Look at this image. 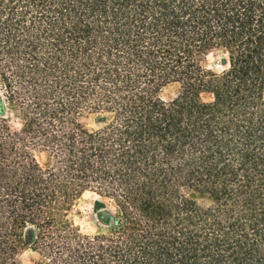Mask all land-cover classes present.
I'll list each match as a JSON object with an SVG mask.
<instances>
[{
	"label": "trees",
	"instance_id": "trees-1",
	"mask_svg": "<svg viewBox=\"0 0 264 264\" xmlns=\"http://www.w3.org/2000/svg\"><path fill=\"white\" fill-rule=\"evenodd\" d=\"M0 85V264H264V0H0Z\"/></svg>",
	"mask_w": 264,
	"mask_h": 264
},
{
	"label": "rangeland",
	"instance_id": "rangeland-1",
	"mask_svg": "<svg viewBox=\"0 0 264 264\" xmlns=\"http://www.w3.org/2000/svg\"><path fill=\"white\" fill-rule=\"evenodd\" d=\"M224 57L225 55L221 51H214L206 58L205 65L213 70L221 71L225 68ZM179 87V84H171L165 87L162 91V96L168 100L172 99L177 95ZM6 94L5 89L0 85V103L2 102V107L4 108V112L0 115L7 118L14 128H19L21 126L19 111L15 107L12 108V104L8 101ZM203 99L209 100L211 95L205 93L203 94ZM84 121L92 127L98 126L94 116H88ZM35 155L41 163L46 162L47 154L43 150H35ZM192 197L202 205L212 203V198L207 193L194 192ZM71 213L76 225L86 232H96L113 226L110 224L111 217L120 219L116 205L109 198L92 191L85 192L76 201ZM19 258L24 264H35L38 254L31 246H28L20 254Z\"/></svg>",
	"mask_w": 264,
	"mask_h": 264
},
{
	"label": "water",
	"instance_id": "water-1",
	"mask_svg": "<svg viewBox=\"0 0 264 264\" xmlns=\"http://www.w3.org/2000/svg\"><path fill=\"white\" fill-rule=\"evenodd\" d=\"M4 112V108L2 107V102L0 103V114H2ZM118 218L116 217H111L110 218V224L114 225L118 222Z\"/></svg>",
	"mask_w": 264,
	"mask_h": 264
}]
</instances>
